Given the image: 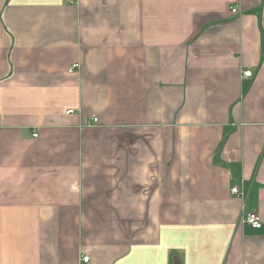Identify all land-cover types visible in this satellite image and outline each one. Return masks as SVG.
Masks as SVG:
<instances>
[{"label": "crops", "instance_id": "1", "mask_svg": "<svg viewBox=\"0 0 264 264\" xmlns=\"http://www.w3.org/2000/svg\"><path fill=\"white\" fill-rule=\"evenodd\" d=\"M0 264H264V0H0Z\"/></svg>", "mask_w": 264, "mask_h": 264}, {"label": "built area", "instance_id": "2", "mask_svg": "<svg viewBox=\"0 0 264 264\" xmlns=\"http://www.w3.org/2000/svg\"><path fill=\"white\" fill-rule=\"evenodd\" d=\"M232 13H236L237 9L236 7H232L231 8ZM77 65H73L72 69L75 68ZM252 73L251 71L247 70L244 71L243 76L244 77H251ZM37 134H34V136H36ZM230 194L232 196H238L241 194V191L239 190V187L237 185H233L230 187ZM242 222L249 225L250 227L254 228V229H259L262 225V221L260 219V217L258 216V214L256 212H249L247 213L243 219ZM88 257H83V261H87Z\"/></svg>", "mask_w": 264, "mask_h": 264}]
</instances>
